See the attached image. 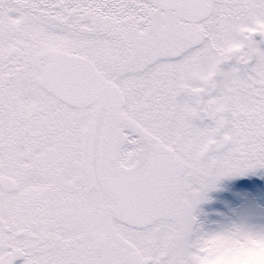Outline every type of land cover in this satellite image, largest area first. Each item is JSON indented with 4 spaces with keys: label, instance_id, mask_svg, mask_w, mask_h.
<instances>
[{
    "label": "snow or ice",
    "instance_id": "snow-or-ice-1",
    "mask_svg": "<svg viewBox=\"0 0 264 264\" xmlns=\"http://www.w3.org/2000/svg\"><path fill=\"white\" fill-rule=\"evenodd\" d=\"M259 168L264 0H0V264H264L193 244Z\"/></svg>",
    "mask_w": 264,
    "mask_h": 264
},
{
    "label": "rangeland",
    "instance_id": "rangeland-1",
    "mask_svg": "<svg viewBox=\"0 0 264 264\" xmlns=\"http://www.w3.org/2000/svg\"><path fill=\"white\" fill-rule=\"evenodd\" d=\"M194 238L234 228L264 234V168L223 177L195 209Z\"/></svg>",
    "mask_w": 264,
    "mask_h": 264
},
{
    "label": "clouds",
    "instance_id": "clouds-1",
    "mask_svg": "<svg viewBox=\"0 0 264 264\" xmlns=\"http://www.w3.org/2000/svg\"><path fill=\"white\" fill-rule=\"evenodd\" d=\"M249 233L241 229L234 228L226 231L217 232L214 234H205L194 238L193 244H208L211 243L213 248H221L226 240H232L237 237H244ZM252 251L256 253L255 258L259 259V245H254ZM222 256H216L215 259H221Z\"/></svg>",
    "mask_w": 264,
    "mask_h": 264
},
{
    "label": "flooded vegetation",
    "instance_id": "flooded-vegetation-1",
    "mask_svg": "<svg viewBox=\"0 0 264 264\" xmlns=\"http://www.w3.org/2000/svg\"><path fill=\"white\" fill-rule=\"evenodd\" d=\"M194 214H195V212H194Z\"/></svg>",
    "mask_w": 264,
    "mask_h": 264
}]
</instances>
